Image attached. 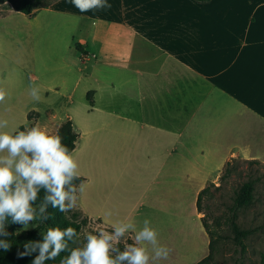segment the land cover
Listing matches in <instances>:
<instances>
[{"label":"crops","instance_id":"obj_1","mask_svg":"<svg viewBox=\"0 0 264 264\" xmlns=\"http://www.w3.org/2000/svg\"><path fill=\"white\" fill-rule=\"evenodd\" d=\"M108 3L81 13L57 0L32 15L48 20L32 79L79 135L75 209L108 229L148 219L172 250L157 264H198L210 254L200 192L229 162L264 164V0ZM52 120L35 123L58 132Z\"/></svg>","mask_w":264,"mask_h":264},{"label":"clouds","instance_id":"obj_2","mask_svg":"<svg viewBox=\"0 0 264 264\" xmlns=\"http://www.w3.org/2000/svg\"><path fill=\"white\" fill-rule=\"evenodd\" d=\"M71 3L81 13L111 8L108 0H71ZM29 88L32 100L39 102V87L30 84ZM7 95L0 87V103ZM8 124L7 119H0V154L6 152L0 155V236L5 237L9 235L6 230L9 218L11 223L27 227L33 221L50 218L51 214H46L49 204L67 213L77 207L79 194L84 191L83 183L73 184L80 178L78 163L72 152L62 145L57 132L49 134L39 123L23 131L19 127L3 131ZM41 188L46 195L37 213L33 205ZM130 232L135 233L134 238L129 237L131 244L127 242L129 238L125 239ZM78 239L74 227H49L42 241H29L19 255L38 252L32 264H45L62 251L70 254L62 258L60 264H157L168 259L172 251L159 243L158 233L148 219L143 221L140 230L134 222L118 221L112 225V231L88 232L82 245L69 247L68 241L75 244ZM10 247L9 241L0 239V248L7 251Z\"/></svg>","mask_w":264,"mask_h":264},{"label":"rangeland","instance_id":"obj_3","mask_svg":"<svg viewBox=\"0 0 264 264\" xmlns=\"http://www.w3.org/2000/svg\"><path fill=\"white\" fill-rule=\"evenodd\" d=\"M14 1L17 0H7L0 4V87L8 93L5 101L0 103V119L25 123L32 114L28 126L32 127L39 119L51 121L52 116L55 115L56 118L52 121L59 126L63 125L69 119L67 111L48 112L44 106L45 97L41 92L39 102L33 101L29 94V85L38 86L39 84V81L34 82L32 77L41 80L45 70L42 68L43 62L40 56L46 49V40L44 36H40L43 34L40 30L46 27L48 20L44 14L32 17L14 10ZM36 1L40 4H47L54 0ZM9 126L11 123L3 131L10 130ZM47 131L49 134L56 133L53 130ZM0 155H6V152ZM231 168V176L217 181L202 200V218L215 233L217 241L214 264H262L264 256V164L260 162L250 164V161L234 160ZM248 180L256 182L255 202L250 207L237 210L235 208L236 193ZM74 212L79 211L76 209L69 211L66 217L72 219L71 215ZM234 214L237 215L236 222L240 228L251 231V235L244 241L245 249L240 248L234 239L231 228ZM84 218L86 217L80 216L78 220L81 221ZM39 221L31 222L24 230L34 229ZM189 229L190 241L194 240V244L199 242L193 227L189 226ZM98 230L111 231L98 223L90 222L81 230L76 245L84 243L86 233L96 234ZM128 238L129 236L126 235L125 239Z\"/></svg>","mask_w":264,"mask_h":264},{"label":"trees","instance_id":"obj_4","mask_svg":"<svg viewBox=\"0 0 264 264\" xmlns=\"http://www.w3.org/2000/svg\"><path fill=\"white\" fill-rule=\"evenodd\" d=\"M7 0H0V4L5 2ZM57 0H54L55 2ZM199 2H207L209 0H196ZM53 2L47 3V4H40L36 0H17L13 2V9L21 12L23 14L32 16L35 14V10L43 7H48L53 4ZM88 100L90 104H94L93 100V94H88ZM31 115H29V119L31 120ZM25 127H21V131L24 130ZM62 140V145L66 146L69 150V152H73L76 148V143L78 141L79 135L75 132L73 127V122L68 119L66 122L63 123V125L59 128L57 132ZM253 163H259L257 161L253 162L251 161L250 164ZM232 162H229L223 172V175L221 176V180H225L229 178L232 174ZM85 181L84 178L80 177L79 179H75L73 181V184L76 186H79V184L83 183ZM215 186L214 183H211L207 188H205L203 191L200 192L198 196L197 201V207L200 212L202 213V200L205 197L207 193H209L210 188ZM46 193L43 188L40 189L38 193V198L36 202L34 203L33 207L36 208V211H39V206L43 203L44 197ZM256 199V182L254 180H248L242 184V186L239 188V190L236 193L235 197V208L237 210L244 209L247 207H250ZM46 214H51L49 219L46 220H40L38 225L32 229V230H24V226L21 224H13L11 223V220L9 218L6 230L9 233L8 236H0V239L7 240L11 244V247L5 251L3 248H0V264H32L33 259L36 255H38V252L32 253L31 255H26L21 257L19 253H22L25 251V244L29 241H42L43 240V234L46 233L47 229L49 227H57L59 226L61 229H65L69 226L76 228L78 232V236L81 232V230L86 227L89 223L88 218H84L83 220L79 221L78 218L80 216H84L81 212H74L71 215L72 219H68L66 217V213H62L58 208H53L51 204H49L46 208ZM237 215L234 214L233 220L231 222V228L233 231V234L235 236V242L237 245H239L240 248L245 249V239L248 238L249 235H251V231L249 230H243L240 228L238 223L236 222ZM76 221H79V223H76ZM203 225L206 229V232L208 233L210 237V254L205 259L200 261L198 264H214V253H215V247H216V238L215 233L211 231L208 224L206 223L205 219L202 218ZM31 224V223H30ZM29 224V225H30ZM112 231V229H109ZM75 239V238H74ZM129 244L133 243V241L129 238L127 241ZM69 247H76V243L74 244L72 241H68ZM121 251L123 250V241L119 245ZM70 253L68 251H62L54 260H46L45 264H60V260L64 258L65 256L69 255ZM262 264H264V256L262 258Z\"/></svg>","mask_w":264,"mask_h":264}]
</instances>
